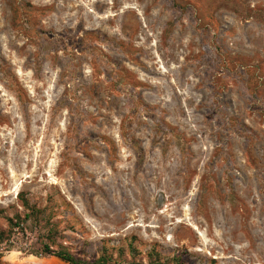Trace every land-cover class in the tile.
<instances>
[{
  "label": "rangeland",
  "instance_id": "374dc122",
  "mask_svg": "<svg viewBox=\"0 0 264 264\" xmlns=\"http://www.w3.org/2000/svg\"><path fill=\"white\" fill-rule=\"evenodd\" d=\"M24 199L0 264H264V0H0V229Z\"/></svg>",
  "mask_w": 264,
  "mask_h": 264
},
{
  "label": "trees",
  "instance_id": "16d2710c",
  "mask_svg": "<svg viewBox=\"0 0 264 264\" xmlns=\"http://www.w3.org/2000/svg\"><path fill=\"white\" fill-rule=\"evenodd\" d=\"M22 194H19V196ZM23 206L29 210V214H26L24 218L21 217V215H15L14 217H7L6 220L8 222V228L7 229H0V244H3L7 241H10L12 234L14 233V230L18 228L19 230H24V223L26 220L30 218H38L40 214L43 213V210L38 209L36 206L31 205L27 200H23ZM52 232V229L50 230ZM50 238L48 242L44 243L41 247V249L31 253L34 254L35 256L42 258V257H47V256H54L63 262L67 264H110L114 260L112 259V256L108 254V250L106 247L103 248V254L96 260L86 262L83 261L74 255H72L67 249H64L62 247L57 248L56 250L53 249L54 244H56V241L54 237H50V233L48 235ZM132 247V251H135L134 247L132 244H130ZM151 256V261L149 264H161L160 260V253L156 250L153 249L150 252ZM178 263V261H177Z\"/></svg>",
  "mask_w": 264,
  "mask_h": 264
},
{
  "label": "water",
  "instance_id": "95a60500",
  "mask_svg": "<svg viewBox=\"0 0 264 264\" xmlns=\"http://www.w3.org/2000/svg\"><path fill=\"white\" fill-rule=\"evenodd\" d=\"M60 260V259H59ZM62 261V260H61Z\"/></svg>",
  "mask_w": 264,
  "mask_h": 264
}]
</instances>
